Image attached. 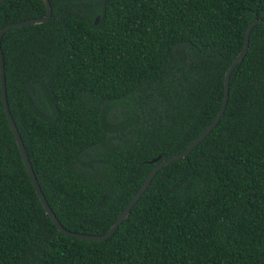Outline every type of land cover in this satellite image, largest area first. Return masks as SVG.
<instances>
[{
    "label": "trees",
    "instance_id": "obj_1",
    "mask_svg": "<svg viewBox=\"0 0 264 264\" xmlns=\"http://www.w3.org/2000/svg\"><path fill=\"white\" fill-rule=\"evenodd\" d=\"M49 1L47 21L1 38L8 105L59 222L103 234L150 161L214 119L264 0ZM45 13L43 0H4L0 29ZM0 264H264V23L216 126L101 241L64 234L46 214L0 89Z\"/></svg>",
    "mask_w": 264,
    "mask_h": 264
},
{
    "label": "water",
    "instance_id": "obj_2",
    "mask_svg": "<svg viewBox=\"0 0 264 264\" xmlns=\"http://www.w3.org/2000/svg\"><path fill=\"white\" fill-rule=\"evenodd\" d=\"M4 0H0V4L3 2ZM46 6V13L44 14V16L42 17H38V18H28L25 20H20V21H16V22H11L9 24H6L5 26H3L0 29V43H1V38L3 36V34L8 31L11 28H15V27H20V26H24L27 24H40L43 23L45 21H47L52 14V8H51V4L49 0H43ZM99 21V16H96L95 19V24H97ZM264 23V20L261 19H255L253 20L248 27L246 28V31L244 33V38H243V45H242V49L241 51L235 56V58L232 60V62L230 63V65L228 66L225 75H224V90H223V98H222V103L221 106L216 114V116L214 117V119L208 124V126L187 146L185 147L183 150H181L180 152L170 156L167 159L164 160H160V156H157L155 158H153L150 162H157L153 168L150 170V172L148 173V175L146 176V178L144 179L143 183L141 184V186L138 188V190L135 192V194L133 195V197L130 199V201L127 203V205L123 208V210L118 214L116 220L114 221V223L112 224V226L110 227V229L103 233V234H87V233H81V232H75V231H71L66 229L57 219L56 215L54 214V212L52 211L51 207L49 206L42 190L41 187L38 183V180L35 176V173L32 169L31 163L29 161L28 158V154L26 152L25 146L23 144L22 138L19 134V131L17 129L16 123L12 117V114L10 112L9 109V105H8V100H7V91H6V83H5V67H4V59H3V53H2V49H1V44H0V89H1V97H2V102L4 105V109L7 115V118L9 120V124L11 126L13 135L15 137L17 146L21 152L22 158H23V162L25 165V168L27 170V173L31 179V182L33 184V187L38 195V198L41 202V204L43 205L46 214L50 217V219L53 221V223L55 224V226L57 227V229L59 231H61L64 234H67L69 236H74L77 238H81V239H87V240H93V241H101L104 240L105 238H107L108 236H110L115 229L118 227V225L124 220V218L129 214L131 208L133 207V205L137 202V200L140 198V196L143 194V192L146 190V188L148 187V185L150 184L152 178L154 177V175L156 174V172L162 168L163 166L169 164L172 161L178 160L180 158L185 157L190 151H192L199 142H201V140L216 126V124L218 123V121L220 120L221 116L224 113V110L226 108L227 105V101H228V96H229V79H230V74L233 71V69L235 68V66L243 59V57L245 56L247 50H248V45H249V37H250V32L252 30V28L258 24V23Z\"/></svg>",
    "mask_w": 264,
    "mask_h": 264
}]
</instances>
